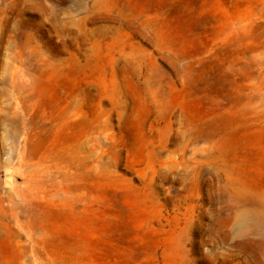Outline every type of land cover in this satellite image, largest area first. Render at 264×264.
<instances>
[{"label": "rangeland", "instance_id": "obj_1", "mask_svg": "<svg viewBox=\"0 0 264 264\" xmlns=\"http://www.w3.org/2000/svg\"><path fill=\"white\" fill-rule=\"evenodd\" d=\"M0 264H264V0H0Z\"/></svg>", "mask_w": 264, "mask_h": 264}]
</instances>
